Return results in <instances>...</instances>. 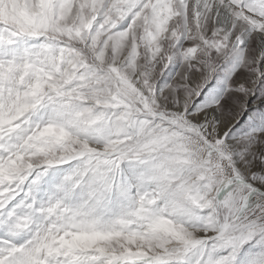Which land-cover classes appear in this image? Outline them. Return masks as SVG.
I'll return each mask as SVG.
<instances>
[{
	"label": "snow or ice",
	"instance_id": "6c2138e0",
	"mask_svg": "<svg viewBox=\"0 0 264 264\" xmlns=\"http://www.w3.org/2000/svg\"><path fill=\"white\" fill-rule=\"evenodd\" d=\"M0 264H264V0H0Z\"/></svg>",
	"mask_w": 264,
	"mask_h": 264
}]
</instances>
